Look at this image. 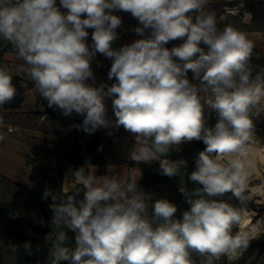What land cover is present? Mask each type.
Listing matches in <instances>:
<instances>
[{"label":"clouds","instance_id":"1","mask_svg":"<svg viewBox=\"0 0 264 264\" xmlns=\"http://www.w3.org/2000/svg\"><path fill=\"white\" fill-rule=\"evenodd\" d=\"M210 5L0 0V40L23 62L20 73L48 108L83 118L64 131L92 135L103 128L112 136L122 127L132 138L126 149L131 175H124L126 164L118 170L112 163L97 175L99 166L85 161L66 173L74 194L44 188L41 199L52 213L45 235L51 264H197L194 255L213 264L249 248L248 234L232 231L241 216L225 196L245 201L255 143L252 109L264 101V66L252 67L254 44L245 32L230 22L218 26L228 9L218 14ZM121 11L138 22L132 31L140 38L115 48ZM251 15L245 10V18ZM97 54L112 61L107 79L113 83H96ZM16 94L7 65L0 64V106ZM193 141L205 147L189 171L187 160L172 153ZM154 162L160 175L178 178L188 206L179 216L174 202L140 184L139 165Z\"/></svg>","mask_w":264,"mask_h":264},{"label":"trees","instance_id":"2","mask_svg":"<svg viewBox=\"0 0 264 264\" xmlns=\"http://www.w3.org/2000/svg\"><path fill=\"white\" fill-rule=\"evenodd\" d=\"M252 2V3H251ZM253 16L250 23L242 20L239 16H228L227 19L219 23L223 27L224 23H232L241 31L258 30V25L253 23L255 17V1H248ZM89 33L93 31L88 30ZM89 43L91 35H89ZM181 41H170L167 47L178 45ZM4 51H12V46L7 44ZM252 67L264 66V56L257 58L253 56ZM189 72V78L191 76ZM22 77L12 75V82L16 88L21 89ZM114 82V81H112ZM23 101L21 92L15 98L4 104L5 108L19 107ZM50 117L62 116L59 111L48 108L45 112ZM77 123H82V117L73 114ZM211 120L209 123H214ZM264 134V123L259 125ZM103 145V151L97 149ZM205 145L202 141H193L181 146L182 151L173 152L172 158H184L188 162L189 171L194 170L195 155L202 150ZM114 149L112 140L107 139L98 130L92 135H87L75 128L68 130L66 134H58L56 139H42L34 143L31 147V155L28 156V162L32 164L30 180L33 185L30 187L22 182H18V190L13 195L12 200L0 208V237L4 242L10 243L11 247L4 250L0 245V264H45L51 247L50 241L46 240L45 235L50 231L49 221L52 213L48 208V202L41 199L45 187H51L54 191L63 189L66 167L74 165L75 168L86 162L99 164L105 168L111 162L110 155ZM143 170V178L140 180L141 186L146 191L151 189H166L168 199L174 202L178 207V216L180 211L186 210L187 205L183 195L178 191V178H169L158 173V163L151 165H139ZM79 187V186H77ZM188 188L193 185L189 182ZM75 189L71 187L67 194H74ZM50 200V198H49ZM72 234L69 233L71 238ZM250 246L243 251L242 256L244 264H264V230L255 237L249 239ZM246 262V263H245Z\"/></svg>","mask_w":264,"mask_h":264},{"label":"crops","instance_id":"3","mask_svg":"<svg viewBox=\"0 0 264 264\" xmlns=\"http://www.w3.org/2000/svg\"><path fill=\"white\" fill-rule=\"evenodd\" d=\"M255 1V17L253 23H256L259 27L258 30L243 31L247 34L249 40L254 44L253 56L260 58L264 56V0ZM59 2V0H58ZM250 23L251 20H246ZM119 35H128L126 30H117ZM121 35V36H122ZM127 39L133 41L138 39L134 36H127ZM9 44L6 41L0 40V64L7 65L11 75H20L19 68L23 63L15 58L12 51H4L5 46ZM105 58L103 55L97 54L92 61V69L96 76V83L105 82L108 84L112 81L106 82L105 75L96 65L97 59ZM112 62V61H111ZM17 94H19V88H16ZM16 94V95H17ZM23 101L19 107L5 108L4 105L0 106V136L4 139L0 140V208L9 203L15 192L18 190L17 183L22 182L28 186H32L33 183L30 180V173L32 170V164L28 162V154L31 153V147L34 143L39 142L42 139L53 140L56 139L58 134L50 130L49 125H54L50 122L41 121L39 115L46 110L47 101L43 100L33 89L30 87L24 90L22 93ZM264 104V101L261 102ZM109 108L108 115L111 117V101H107ZM35 112L37 114H35ZM37 115L36 118L31 120H25L27 114ZM16 120V122H14ZM14 128L13 131H9V127ZM107 139H110L114 143V149L112 152L111 162L118 166V170L124 168V175H131V168L133 165L126 159V149L131 144V135L121 127L112 136H109L108 129H99ZM22 143V147L15 144V142ZM32 142V143H31ZM26 148V149H25ZM99 171L97 175L104 173L105 168H101L99 164ZM75 169L74 165H68L66 167L63 189L67 191L72 187L65 179L66 173L69 169Z\"/></svg>","mask_w":264,"mask_h":264},{"label":"rangeland","instance_id":"4","mask_svg":"<svg viewBox=\"0 0 264 264\" xmlns=\"http://www.w3.org/2000/svg\"><path fill=\"white\" fill-rule=\"evenodd\" d=\"M245 1L246 2H245L244 7L240 6L236 9H234L232 12L227 13V17L228 16H234V15L239 16L240 14L244 15L245 10L250 9V4L248 3V1H250V0H245ZM227 17H226V19H227ZM136 25L137 24L131 20H125V21H122L121 28H118L117 30H126L127 31L128 35H125V34L124 35L121 34L122 36L120 35L122 38L127 39V36H134V37L140 38L132 31V28L135 27ZM22 76H24V75H22ZM191 77H192V75L190 76V79H191ZM104 79L106 82H108L107 77H105ZM30 84H31V82L27 80L26 85H30ZM252 112H253L252 118H253V122L255 125V135H254L255 143H254V145H256V143H257L258 146H262V145H264V134L261 132L259 125H260V123H264V104H260L257 108H253ZM35 114H37V113L35 112ZM36 117H37V115H31L28 113L25 117V120H31L32 118H36ZM14 122H16V120H14ZM49 128L51 131L56 132L57 134H66L68 131L65 132L64 129H68L69 126L49 125ZM15 144L22 147V143H20V142L16 141ZM30 155H31V153L28 154V156H30ZM110 157H112V155H110ZM150 192L154 193L156 196L168 198V196H167L168 192L166 189H164L163 191L159 190V189H155V190L151 189ZM225 199H228L229 202L239 210L240 216H241L240 224L234 226L232 229L233 233H236L238 231L241 233L246 232L248 234L249 239H250L251 237L258 236L264 230V214H263L258 219H252L251 223L249 224V226L252 227L251 229L246 228L245 231H242L241 227H242V220H243V212H244V208H245V203L244 202L242 203L239 200L235 199L234 197H231L230 193L225 196ZM149 211H150V209H149ZM177 215H178V213H177ZM0 245L2 246V248L4 250H7L11 247V244L4 242L1 237H0ZM193 258L195 260H197V264H205L204 258H202V257L198 258L195 255ZM244 259L245 258H243L242 254L237 253V254L231 255L230 257L225 256L219 260H214L213 264H244ZM45 264H51V258L49 256V254H48L47 261Z\"/></svg>","mask_w":264,"mask_h":264},{"label":"bare ground","instance_id":"5","mask_svg":"<svg viewBox=\"0 0 264 264\" xmlns=\"http://www.w3.org/2000/svg\"><path fill=\"white\" fill-rule=\"evenodd\" d=\"M241 0H211V7L217 10V13H228L240 7ZM253 168L249 177L248 187L244 192L245 208L243 212L242 231L249 226L252 219H258L264 214V145H252Z\"/></svg>","mask_w":264,"mask_h":264},{"label":"built area","instance_id":"6","mask_svg":"<svg viewBox=\"0 0 264 264\" xmlns=\"http://www.w3.org/2000/svg\"><path fill=\"white\" fill-rule=\"evenodd\" d=\"M245 0H244V5H245ZM248 12H250L252 15L251 17L249 18H245L244 15L240 14L239 16L244 20H251L252 19V16H253V13H252V10L249 9L247 10ZM117 15H119L121 18H122V21H125V20H131L133 22H135L136 24L138 23L134 18L131 17V15L129 13H124V12H118L116 13ZM132 41L129 40V39H126V38H122L120 35H119V39H117L114 44H113V47L115 48H118L120 47L121 45L123 44H126V43H131ZM167 47V45H166ZM95 65L103 71V73L105 75H107L110 67H111V60L108 59V58H103V59H97L95 61ZM26 78L25 77H22L21 81H20V84H21V89H19V92H23L24 90L30 88V87H33L32 83L30 85H26ZM41 121L43 122H50L56 126H70V125H73V124H76L77 123V119L74 115L70 116V117H63V116H55V117H50L48 114L46 113H41L39 115ZM11 127V131L14 130V128L12 126Z\"/></svg>","mask_w":264,"mask_h":264}]
</instances>
